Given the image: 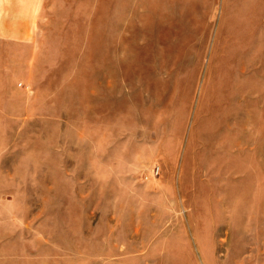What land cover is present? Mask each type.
<instances>
[{
	"label": "rangeland",
	"instance_id": "obj_1",
	"mask_svg": "<svg viewBox=\"0 0 264 264\" xmlns=\"http://www.w3.org/2000/svg\"><path fill=\"white\" fill-rule=\"evenodd\" d=\"M0 264H264V0H0Z\"/></svg>",
	"mask_w": 264,
	"mask_h": 264
}]
</instances>
